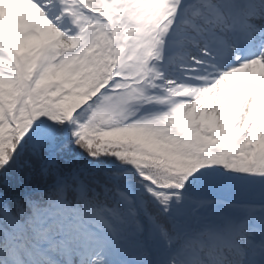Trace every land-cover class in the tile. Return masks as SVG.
<instances>
[{"label": "snow or ice", "instance_id": "obj_1", "mask_svg": "<svg viewBox=\"0 0 264 264\" xmlns=\"http://www.w3.org/2000/svg\"><path fill=\"white\" fill-rule=\"evenodd\" d=\"M0 264H264V0H0Z\"/></svg>", "mask_w": 264, "mask_h": 264}, {"label": "rangeland", "instance_id": "obj_2", "mask_svg": "<svg viewBox=\"0 0 264 264\" xmlns=\"http://www.w3.org/2000/svg\"><path fill=\"white\" fill-rule=\"evenodd\" d=\"M233 99H234V100H237V97L234 96Z\"/></svg>", "mask_w": 264, "mask_h": 264}]
</instances>
